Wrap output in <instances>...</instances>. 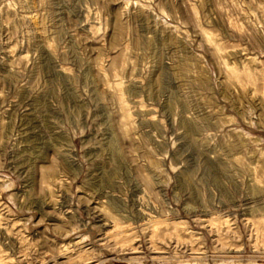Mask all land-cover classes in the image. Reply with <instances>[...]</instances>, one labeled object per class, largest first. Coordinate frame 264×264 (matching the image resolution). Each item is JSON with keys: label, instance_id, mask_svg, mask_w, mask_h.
<instances>
[{"label": "rangeland", "instance_id": "374dc122", "mask_svg": "<svg viewBox=\"0 0 264 264\" xmlns=\"http://www.w3.org/2000/svg\"><path fill=\"white\" fill-rule=\"evenodd\" d=\"M0 264H264V0H0Z\"/></svg>", "mask_w": 264, "mask_h": 264}]
</instances>
